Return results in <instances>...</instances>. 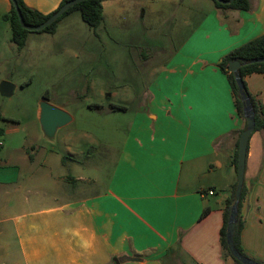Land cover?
Segmentation results:
<instances>
[{
	"label": "crops",
	"instance_id": "obj_1",
	"mask_svg": "<svg viewBox=\"0 0 264 264\" xmlns=\"http://www.w3.org/2000/svg\"><path fill=\"white\" fill-rule=\"evenodd\" d=\"M24 1L47 15L63 0ZM248 2V10H237L217 8L212 0L102 1L104 15L120 4L149 8L157 22L178 25L181 42L140 49L141 69L149 68L147 84L132 97L134 117L106 181L76 172L83 157L89 158L79 137H68L75 174L68 185L62 176L22 173L18 165H9V152L0 156V198L9 202V184L26 195L18 205L0 206V264L13 259L19 260L16 264H235L222 249L220 230L237 181L233 158L246 121L218 64L231 50L264 34V0ZM166 5L180 7L155 13L154 7ZM11 8V0H0V68L9 62V47L17 49L12 40L9 44L4 19ZM37 35L29 36V43L47 37ZM244 80L264 112V75ZM127 104L111 105L128 112ZM92 139L87 148L95 145ZM27 158L35 162L31 154ZM51 161L56 163L55 157L42 165ZM88 164L84 167L91 170ZM48 179L55 192L69 199L38 207L35 202L50 193ZM243 184L240 244L249 258L264 264V128L250 135Z\"/></svg>",
	"mask_w": 264,
	"mask_h": 264
},
{
	"label": "rangeland",
	"instance_id": "obj_2",
	"mask_svg": "<svg viewBox=\"0 0 264 264\" xmlns=\"http://www.w3.org/2000/svg\"><path fill=\"white\" fill-rule=\"evenodd\" d=\"M179 7L166 5L154 9L155 13L159 10L173 12ZM150 16L151 10L142 5L120 4L104 15L97 28H92L77 8L57 23L51 39L47 32L30 33V37L39 36L37 34L47 37L42 41H28L23 52L17 45L14 51L9 47V62L4 64L6 68H0V75L5 77L3 81L16 85V89L9 96L0 91V114L5 118L0 120V140L6 142L0 156L9 152V165H18L22 173L34 177L36 173H44L47 178V175L62 176L68 185L70 175H75L68 161L73 156L68 151V137H79L83 150L89 151L85 154L89 158L83 157V165L76 172L83 177L87 173L93 175L99 182L106 181L124 130L134 117L132 97L147 84L149 68L141 69L140 49L148 44H179L182 39V33L177 32L178 25L166 20L157 22V14ZM10 41L9 24V44ZM43 100L62 105L75 118L60 128L52 140L44 134L40 124ZM123 102L128 103V112L110 109L111 104ZM94 103L103 107L94 108ZM91 139L95 145L87 148L85 143ZM110 144L114 145L112 149L108 148ZM30 154L35 157L33 163L26 161ZM54 157L56 163L53 160L42 165ZM86 161L92 165L91 170L84 167ZM46 181L50 193L46 200L36 201V206L57 205L69 199L68 194L54 191L52 179ZM25 196L22 192H13V185L9 184V202L1 196L0 206L18 205ZM30 206L35 207L33 201ZM13 244H17L16 239ZM18 261L9 260V264Z\"/></svg>",
	"mask_w": 264,
	"mask_h": 264
},
{
	"label": "trees",
	"instance_id": "obj_3",
	"mask_svg": "<svg viewBox=\"0 0 264 264\" xmlns=\"http://www.w3.org/2000/svg\"><path fill=\"white\" fill-rule=\"evenodd\" d=\"M67 1L69 0H63L61 4L59 5L58 8H60L62 5H64ZM102 1L104 0H87L83 1L74 7L70 8L67 12H65L56 22H54L52 25L48 26L42 31H29L27 29H24L20 23V19L17 13V10L12 3V8L11 10L4 15V19L9 22L11 26V40L17 45L18 50L22 51L28 41V37L30 33H43L47 32L50 34H54L56 30L57 23L64 17L66 16L69 12H71L74 9H79L82 15L83 20L92 28H97L102 21L104 20V13H103V4ZM214 3L215 7L217 8H231V9H237V10H248L249 8V2L248 0H233L229 4H222L218 2L217 0H212ZM19 9L22 12L23 18L25 22L30 25V26H37L45 22L55 11H53L50 14H43L42 12L29 7L24 0H17ZM264 57V34L231 50L228 54H226L221 62L218 64L219 69L221 70L222 73H224L227 77L228 83L230 85L233 99H234V105L236 108L237 113L243 116V104L241 102V97L237 88V84L234 79L233 73H231L228 70V62L229 61H239L240 62V67L238 69V73L242 79L243 85L245 87L246 93L250 97L251 104L253 106L254 114H255V131H258L260 129L264 128V116H261V114L264 115V112H261L258 109L257 103L255 99L249 94L246 83H245V77L254 73L258 74H263L264 75V62L262 63H250L251 59L254 58H260ZM47 98V97H45ZM111 110H119L123 109L124 107H120L117 105H111ZM5 119L1 114H0V120ZM245 119V118H244ZM242 131V130H241ZM239 132V134L241 133ZM238 146V142H237ZM2 149V146H0V150ZM233 163L235 165V169H237V152H235V156L233 158ZM236 183L233 184L232 190H231V196L230 198L226 201V208L224 211V219H223V224L222 228L220 230V242L223 251L225 254L230 256L235 264H241L239 261L234 259L230 252L227 249V244H226V239H225V232H226V226H227V221L229 217V212L231 205L234 201V191H235ZM245 186L243 184L242 190H241V195L238 203V215H237V222L235 225V230H234V236H233V241L236 249L244 256L248 257L247 254L244 252L241 244H240V233L244 225V217L241 214V208H242V202L245 197ZM207 213V209H204L201 217H203Z\"/></svg>",
	"mask_w": 264,
	"mask_h": 264
},
{
	"label": "water",
	"instance_id": "obj_4",
	"mask_svg": "<svg viewBox=\"0 0 264 264\" xmlns=\"http://www.w3.org/2000/svg\"><path fill=\"white\" fill-rule=\"evenodd\" d=\"M14 4L22 27L29 31H42L48 26L52 25L56 22L65 12H67L70 8L75 5L87 1V0H69L60 8H58L45 22L37 26L28 25L22 15L21 10L19 9L17 0H11ZM222 4H229L233 0H217ZM264 62V57L254 58L250 60V63H262ZM240 67L239 61H229L228 62V70L233 73L235 82L237 84V88L241 97V102L243 104V116L246 121L245 128L241 131L238 139V149H237V181L236 187L234 191V201L231 205L229 217L226 226L225 239L227 244V249L232 255L234 259L239 261L241 264H260L259 262L242 255L235 247L233 236L235 225L237 222L238 215V203L241 195V190L243 186L244 180V171L246 164V155H247V147L250 135L253 133L255 129V114L253 110V106L250 101L249 95L245 91V87L243 85L242 79L238 73V69ZM0 91L4 95H12L15 91V85L9 81H3L0 84ZM73 121V116L65 111L63 108H60L47 100H43L41 102L40 109V124L44 134L49 139H54L57 131L70 124Z\"/></svg>",
	"mask_w": 264,
	"mask_h": 264
},
{
	"label": "built area",
	"instance_id": "obj_5",
	"mask_svg": "<svg viewBox=\"0 0 264 264\" xmlns=\"http://www.w3.org/2000/svg\"><path fill=\"white\" fill-rule=\"evenodd\" d=\"M0 146H3V142L2 141H0ZM209 195H212L214 192L212 191V190H208V192H207Z\"/></svg>",
	"mask_w": 264,
	"mask_h": 264
}]
</instances>
